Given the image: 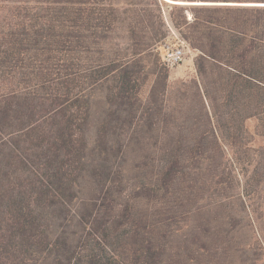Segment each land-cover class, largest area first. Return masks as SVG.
I'll return each instance as SVG.
<instances>
[{
  "label": "trees",
  "instance_id": "trees-1",
  "mask_svg": "<svg viewBox=\"0 0 264 264\" xmlns=\"http://www.w3.org/2000/svg\"><path fill=\"white\" fill-rule=\"evenodd\" d=\"M153 1L159 5L160 0ZM193 6L194 22L187 20L188 9L182 5L171 7L177 13L172 22L187 28L185 39L201 53L196 69L213 138L219 142L210 110L216 111L222 95L224 106L231 107L234 127L241 128L246 121L252 124L251 178L260 187L264 185V7ZM157 19L163 23L146 0H0V264H202L201 254L210 251L207 242L197 248L186 246V254L181 247L164 243L176 234L172 224L185 214L165 212L166 218L157 223L154 217L160 212H132L128 203L123 212H108L112 186L122 182L129 154L139 156V170L157 163L138 191L132 190L138 195L160 200L171 195L184 176L181 139L175 152L169 149L167 133L154 137L156 149L151 153L145 148L130 150L134 143L145 141L137 133L143 118L131 111L135 105L131 92L142 86L136 63L154 56L161 35L153 27ZM127 21L132 56L125 61H93L92 49L102 53L118 25ZM109 81L119 89L107 96L109 102L120 99V106H131L130 116L123 122L117 110L111 118L104 117L91 146L89 90ZM165 84L158 77L151 94ZM157 114L160 120L161 113ZM153 124L152 119L151 128ZM127 125L129 136L119 140ZM207 139L201 136L192 155H208L203 147ZM84 182L90 187L82 198ZM74 199L80 201L79 210L62 212ZM263 207L259 203L250 213L252 264H264ZM52 209L55 212H45ZM54 223L56 234L50 230ZM74 226L79 232H70ZM122 226L116 242H110V230L117 232ZM214 246L217 255L220 248Z\"/></svg>",
  "mask_w": 264,
  "mask_h": 264
},
{
  "label": "rangeland",
  "instance_id": "rangeland-1",
  "mask_svg": "<svg viewBox=\"0 0 264 264\" xmlns=\"http://www.w3.org/2000/svg\"><path fill=\"white\" fill-rule=\"evenodd\" d=\"M147 4L155 10V14L161 15L163 23L157 19L153 27L160 32L159 41L155 44L154 56L145 57L136 63L135 74L139 76L141 88L133 90L134 98L131 109L137 118L142 117V127H138L137 133L145 138L140 144L134 143L132 149H142L151 153L155 148L156 139L154 137L167 133L170 140L169 149L175 152L178 149V141H181L182 168L184 176L173 186V193L167 197L151 198L144 194L138 195L132 190L140 187L149 177L152 169L157 163L150 164L149 168H137L139 156L129 154L124 164V175L121 183L116 182L112 186L111 209L108 212H123L128 204L133 208L132 212H160L154 217L155 222L166 218L165 212H178L185 214V218L176 220L172 224L171 231L175 232L166 238L167 247H181L185 252L186 246L197 248L207 242L209 252L201 254V263L208 264L216 262L218 264H252L249 253V245L254 242L250 213L259 203L264 204V185H257L251 178L253 166L250 162L254 156L253 151L248 148L253 144L252 124L246 121L241 124V128L233 126L229 115L230 108L224 106L222 95H218L216 101V111L211 112L212 122L216 130L219 142L213 138L212 124L208 122L207 114L203 108L201 91V79L197 73L196 61L201 54L193 48L185 39L187 28H177L172 19L177 15L171 7L175 6L160 0L159 5L153 0H146ZM190 3L184 6L187 8L186 18L194 22L193 5L222 7L232 6L233 8H253L264 7V3L258 0H180ZM211 3V5H202ZM213 3V4H212ZM234 4V5H233ZM158 8L160 9L158 11ZM152 26V25H151ZM128 21L118 25L111 34V38L105 43L102 53L94 52L92 49L91 59L93 61L108 62L113 59L125 61L133 54V41L128 34ZM183 46L185 49L184 62L175 67L168 66L164 61L165 45ZM100 53L102 57H100ZM161 77L165 81V87L159 88L154 95L151 91L155 80ZM115 83L109 81L103 86L90 89L92 94L91 118L88 128V140L92 146L95 143L96 132L102 120L111 115L112 112L120 110L121 120L127 121L131 106H120V99L109 102L107 96L112 92H117ZM137 97L136 100V96ZM136 100V101H135ZM210 109V108H209ZM162 110V112H161ZM157 111L161 113L160 120ZM163 115V116H162ZM144 116V117H143ZM153 116V118L151 117ZM117 117V115H116ZM111 118V116H109ZM154 124L151 128L150 121ZM237 119V117H236ZM166 122L165 127L161 123ZM160 122V123H159ZM131 128L125 127L121 131L119 140H124L129 136ZM207 135L208 139L203 147L208 151V155H192L201 141V136ZM110 137L113 132L110 131ZM201 150V149H200ZM209 161H207L209 158ZM153 167V168H152ZM90 183L84 182L80 197L84 198ZM261 188V189H260ZM259 190H262L259 193ZM80 201L74 199L67 205V209L62 212H77ZM103 210V209H102ZM264 210V207H263ZM45 212H55V209ZM106 212V211H103ZM264 212V211H263ZM113 214V213H112ZM180 215V216H181ZM153 218H150L152 220ZM175 222V220L173 221ZM110 230V242L115 243L116 238L122 233ZM53 234L58 232V226L54 223ZM80 230V229H79ZM77 227L70 228V232H79ZM169 234V233H168ZM167 234V235H168ZM201 235V241L198 235ZM195 240V242H193ZM219 245L220 251L216 255L213 251ZM126 245H130L127 242ZM205 249V248H204ZM169 259V256L165 257ZM263 263V261H262ZM261 263V264H262Z\"/></svg>",
  "mask_w": 264,
  "mask_h": 264
},
{
  "label": "built area",
  "instance_id": "built-area-1",
  "mask_svg": "<svg viewBox=\"0 0 264 264\" xmlns=\"http://www.w3.org/2000/svg\"><path fill=\"white\" fill-rule=\"evenodd\" d=\"M185 54L186 53L183 46L166 44L164 61L170 67L179 66L184 62Z\"/></svg>",
  "mask_w": 264,
  "mask_h": 264
},
{
  "label": "bare ground",
  "instance_id": "bare-ground-1",
  "mask_svg": "<svg viewBox=\"0 0 264 264\" xmlns=\"http://www.w3.org/2000/svg\"><path fill=\"white\" fill-rule=\"evenodd\" d=\"M164 1H166V2H168L170 4H175V5H182V6L191 5L190 3H185V2L184 3H175L176 1H174V0H164ZM202 5H211V3H202Z\"/></svg>",
  "mask_w": 264,
  "mask_h": 264
}]
</instances>
